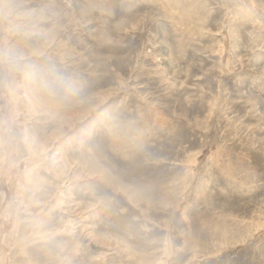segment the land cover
<instances>
[{
    "label": "rangeland",
    "instance_id": "rangeland-1",
    "mask_svg": "<svg viewBox=\"0 0 264 264\" xmlns=\"http://www.w3.org/2000/svg\"><path fill=\"white\" fill-rule=\"evenodd\" d=\"M0 151V264H264V0H0Z\"/></svg>",
    "mask_w": 264,
    "mask_h": 264
},
{
    "label": "bare ground",
    "instance_id": "bare-ground-1",
    "mask_svg": "<svg viewBox=\"0 0 264 264\" xmlns=\"http://www.w3.org/2000/svg\"><path fill=\"white\" fill-rule=\"evenodd\" d=\"M15 91V90H14ZM16 95V94H15ZM14 94H13V96H15ZM15 98V97H14ZM51 100V99H50ZM1 152V151H0Z\"/></svg>",
    "mask_w": 264,
    "mask_h": 264
}]
</instances>
